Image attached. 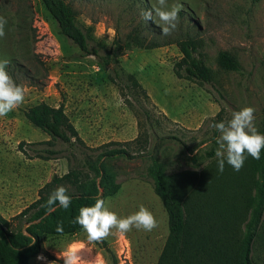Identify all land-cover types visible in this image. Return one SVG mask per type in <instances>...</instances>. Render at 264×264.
<instances>
[{"label":"rangeland","instance_id":"rangeland-1","mask_svg":"<svg viewBox=\"0 0 264 264\" xmlns=\"http://www.w3.org/2000/svg\"><path fill=\"white\" fill-rule=\"evenodd\" d=\"M63 1L80 26L91 28L97 56L83 55L61 36L40 0H30L33 43H26L24 35L8 38L0 29V60L19 52L20 66L31 74V79L17 76L23 102L0 116V215L11 227L24 228L20 213L38 199L39 190L79 165L78 151H67L58 142L52 149L62 153L50 159L37 157L38 151L48 149L43 143L50 138L25 117L39 103L62 106L87 152L102 145L128 152L127 158L111 162L120 190L104 199L105 206L118 217L143 206L157 226L126 233L111 229L103 238L110 254L89 241L85 231L47 236L41 241L42 253L28 264H63V253L72 245L82 246L77 251L83 264H96L97 257L104 264H113V257L116 264H157L168 227L165 209L147 176L150 156L159 159L168 175L200 176L217 160L218 133L212 125L227 122L243 107L254 109L253 123L264 133V0H166L168 7L181 5L177 27L167 35L155 14L153 21L144 19V10L156 0ZM135 34L145 40L142 47L126 45ZM185 40L198 44L212 72L210 82L176 75L182 58L179 42ZM154 42L159 46L152 47ZM221 51L237 60L238 72L218 67ZM104 58L109 61L106 67ZM129 75L143 93L131 86Z\"/></svg>","mask_w":264,"mask_h":264},{"label":"trees","instance_id":"trees-1","mask_svg":"<svg viewBox=\"0 0 264 264\" xmlns=\"http://www.w3.org/2000/svg\"><path fill=\"white\" fill-rule=\"evenodd\" d=\"M40 3L61 36L83 55H98L91 45V28L80 26L63 0H40ZM33 15L30 0H0V20L4 22L0 29L8 38L24 35L26 43L29 40L33 43ZM129 39L128 47L145 44L138 34L130 35ZM151 45L159 46L155 42ZM179 49L182 58L176 65V75L210 82L212 72L204 64L198 44L192 40L181 41ZM20 58L19 52L1 58L8 61L5 70L16 84L17 76L31 79L30 72L20 66ZM216 61L226 72L240 70L237 60L226 51L219 52ZM108 64L109 61L102 59L103 67ZM127 79L133 88L141 90L133 76ZM25 117L50 138L43 143L48 149L36 151L40 153L37 157L50 159L62 153L52 149L58 142L66 146L67 151H78L81 158L77 168L45 184L38 192V199L20 213L25 219L24 228L11 227L0 215V264H28L30 258L42 253L44 237L71 236L84 231L73 222L74 217L81 207L93 205L97 198L104 200L118 193L120 184L111 162L128 156L124 148L108 145L92 149L93 153L87 152L62 106L39 103L30 107ZM262 128L264 132V115ZM147 176L167 215L168 235L157 264H264V148L259 159L248 156L239 171L226 163L223 172H219L214 162L200 176L168 175L159 159L150 156ZM59 186L65 187L66 194L72 198L71 204L68 209L56 206L54 211H49L46 201ZM58 224L62 232L56 231ZM94 243L110 254L104 239ZM112 261L116 264L114 257Z\"/></svg>","mask_w":264,"mask_h":264},{"label":"clouds","instance_id":"clouds-1","mask_svg":"<svg viewBox=\"0 0 264 264\" xmlns=\"http://www.w3.org/2000/svg\"><path fill=\"white\" fill-rule=\"evenodd\" d=\"M180 9V4L168 7L166 0H156V5L144 10L143 15L145 20L153 21L155 14L161 22V32L167 35L176 29ZM3 23L0 20V26ZM2 34L0 31V35ZM7 63V60H0V116L9 113L24 100L23 88L16 84L5 70ZM254 119V109L248 106L234 111L227 122L219 121L212 125L218 133L215 140L217 171L223 172L226 163L233 170L239 171L248 156L253 159L260 158L261 149L264 148V133L257 131L253 123ZM71 199L66 194L65 187L59 186L48 196L46 205L49 211H54L56 206L68 209ZM73 222L82 227L89 241H99L107 237L111 229L126 233L132 228L151 231L157 226L153 214L145 207L140 206L135 213L126 217H118L105 206V201L101 198H97L91 206L81 207ZM56 231H63L59 224ZM81 247V245H72L67 248L62 256L63 264H83L77 251ZM96 264H104V262L97 257Z\"/></svg>","mask_w":264,"mask_h":264}]
</instances>
